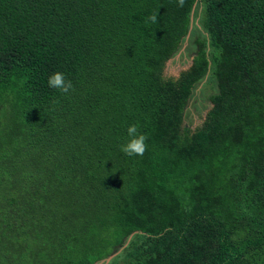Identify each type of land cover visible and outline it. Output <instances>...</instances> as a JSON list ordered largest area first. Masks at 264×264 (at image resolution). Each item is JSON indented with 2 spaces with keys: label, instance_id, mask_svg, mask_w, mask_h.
I'll list each match as a JSON object with an SVG mask.
<instances>
[{
  "label": "trees",
  "instance_id": "1",
  "mask_svg": "<svg viewBox=\"0 0 264 264\" xmlns=\"http://www.w3.org/2000/svg\"><path fill=\"white\" fill-rule=\"evenodd\" d=\"M134 231L108 264H264V0H0V264H95Z\"/></svg>",
  "mask_w": 264,
  "mask_h": 264
},
{
  "label": "rangeland",
  "instance_id": "2",
  "mask_svg": "<svg viewBox=\"0 0 264 264\" xmlns=\"http://www.w3.org/2000/svg\"><path fill=\"white\" fill-rule=\"evenodd\" d=\"M197 20L199 21L200 17H198ZM185 55H186V51H185ZM190 63H191L190 58L187 56L184 57V55L183 56L180 55L178 59L173 58V60L167 62L168 66H165L167 75L177 77L184 69L188 68L186 66ZM216 90H217L216 83L214 82V80L208 81V77L199 83L198 89L194 97L191 99L189 105L185 109V114H184L185 127L188 126L189 128L195 130L203 122L207 111L211 107L210 96L211 94L215 93ZM119 262L122 264L123 260H120Z\"/></svg>",
  "mask_w": 264,
  "mask_h": 264
},
{
  "label": "clouds",
  "instance_id": "3",
  "mask_svg": "<svg viewBox=\"0 0 264 264\" xmlns=\"http://www.w3.org/2000/svg\"><path fill=\"white\" fill-rule=\"evenodd\" d=\"M179 7H183L185 0H177ZM151 22L153 24L158 23V17L156 13L150 14L145 23ZM48 86L50 88L59 90L62 94L68 93L74 88L71 80H66L65 74L62 72H54L48 78ZM128 141L121 145V152L126 156H143L147 149L146 140L147 136L143 133H138V126L132 124L127 128Z\"/></svg>",
  "mask_w": 264,
  "mask_h": 264
},
{
  "label": "water",
  "instance_id": "4",
  "mask_svg": "<svg viewBox=\"0 0 264 264\" xmlns=\"http://www.w3.org/2000/svg\"><path fill=\"white\" fill-rule=\"evenodd\" d=\"M196 5H197V1L194 3L193 5V9H192V12H191V26H190V30H189V33L187 34L186 36V42L184 43L182 49L176 54V56L174 58H179V56L181 55V53L184 51L186 45H187V40L189 38V35H190V31L193 27V24H194V11H195V8H196ZM171 60H173V58H170L167 62H170ZM191 64V63H190ZM188 64L186 67H189ZM166 66H168V64L166 63ZM169 68V67H168ZM137 231H134L132 232L130 235H128L127 237L124 238V243L123 245H116L114 247V249L112 250V252L106 256L105 258L101 259L99 262L95 263V264H108L111 262V260L119 254L120 251L123 250V248H125L129 242L131 241L132 237L134 236V234L136 233Z\"/></svg>",
  "mask_w": 264,
  "mask_h": 264
}]
</instances>
